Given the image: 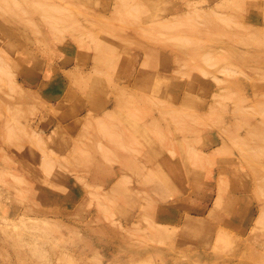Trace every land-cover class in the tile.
I'll list each match as a JSON object with an SVG mask.
<instances>
[{"label":"rangeland","instance_id":"374dc122","mask_svg":"<svg viewBox=\"0 0 264 264\" xmlns=\"http://www.w3.org/2000/svg\"><path fill=\"white\" fill-rule=\"evenodd\" d=\"M34 1L21 18L0 8V264H264V0H141L153 18L138 20L115 14L133 0H51L71 6L62 30ZM188 14L194 43L158 25ZM94 37L116 56L111 81ZM122 92L138 119L106 118ZM163 106L187 109L188 129ZM233 137L263 155L250 162Z\"/></svg>","mask_w":264,"mask_h":264},{"label":"bare ground","instance_id":"6f19581e","mask_svg":"<svg viewBox=\"0 0 264 264\" xmlns=\"http://www.w3.org/2000/svg\"><path fill=\"white\" fill-rule=\"evenodd\" d=\"M127 1V0H126ZM26 0H0V8L2 10L3 13H7L8 15H10L11 17L13 18H21V14L22 13H26V12H30V9L27 8L26 5H24L23 3H25ZM34 7L39 11L41 12V15L43 16V18L48 22V25L52 28H55L57 27L58 29L60 28V30L66 28L67 26H69V22L71 20V18H68V16H71L73 15L71 13V6L69 4H65V5H59V4H56L54 2H52L51 0H35L34 1ZM160 7V6H159ZM158 7V8H159ZM152 8V5L151 4H147L146 2L144 1H138V0H133V1H130V5L129 7L127 8H117V11L115 12V14H119L121 12L124 11V15H127V14H130L132 15L133 17H135L137 20L140 19L141 17H144V19L146 18H153V16L149 15L148 11ZM144 15V16H143ZM203 18H205L206 20H210L212 17L217 19L215 22H224V23H228V22H231V19L228 18V17H223L219 14H210V13H201L200 14ZM219 17V18H217ZM70 19V20H69ZM192 19H195V14L191 15V14H188V15H184L182 17H179V18H175V19H169V20H165V21H162V22H159V26L160 28H163L165 30H168L170 31L169 32V35L173 38H177L179 40H181L182 42H190V43H194L196 42L195 40L198 38L196 35V33L198 32V28L195 27V25H192L190 26V32L193 34L191 36L190 35H186V32L185 31H182L180 30V27L185 23V22H190V20ZM71 23L73 24V26H75L76 24V21L75 22H72ZM65 26V27H64ZM259 30V29H258ZM194 32V33H193ZM264 32V31H263ZM160 33V31L158 32ZM255 35H259V33L261 34L262 33V30L261 31H255L253 32ZM191 36V37H190ZM99 37H104L103 35L102 36H99ZM248 38H251L253 39L254 35L251 34V35H248L247 36ZM94 42H95V47L98 49V53L96 54V59H97V65H96V68L95 70L97 72H103L105 73V77L102 78V80L105 81H111L112 79V74H109V72L111 71V69H113L116 65V56L114 54H112L111 50L105 46H103L99 41L98 39H96L95 37L93 38ZM243 42L246 43V41H249V42H252L248 39H241ZM113 41V39H112ZM114 43H115V40H114ZM118 46V45H116ZM212 58V56H211ZM1 64V63H0ZM120 64V63H119ZM119 67V66H118ZM200 70H202L203 68L202 67H199ZM148 70V73L150 74L149 72V69H143L142 72H140V74H142L143 72H145L147 74V71ZM144 73V74H145ZM197 73V72H196ZM139 74V75H140ZM149 74L147 75H143L142 77L143 78H148L146 76H148ZM137 76V80L139 79H143L142 77L140 76ZM149 79V78H148ZM145 80V79H144ZM140 81V80H139ZM142 81V82H141ZM140 82L136 81L138 84H141V88H144L148 85H144L145 82H143V80H141ZM135 82V84L137 85V83ZM144 83V84H143ZM147 83V82H146ZM152 83V82H151ZM149 84V82H148ZM144 85V87L142 86ZM135 86V85H134ZM139 87V85L137 86ZM150 87L151 84H150ZM122 88V87H121ZM119 87V89H121ZM147 88V87H146ZM150 89V88H149ZM151 90V89H150ZM149 91V90H148ZM160 91V90H159ZM162 93V92H160ZM160 97V96H159ZM166 99V98H165ZM155 103V102H154ZM185 105V104H184ZM128 108V109H126ZM122 111L124 110H127V115L124 114L125 116L129 117L128 115L130 116H133L135 118L138 119L137 115H139V113H144L146 108H144L142 105H140V102L139 100L132 94H126V93H123L122 92V95L119 96V99L117 100L116 102V105H115V109H113L111 112H108L106 113V118H109V119H112V120H115L117 115ZM232 110V109H231ZM161 111L163 113V115L167 116V118L169 119L170 117H174L176 119H178V128L181 129V130H187L188 129V124L186 123L185 121V117L187 115H189V112L187 109L185 108H178V107H174V106H163L161 108ZM195 111V110H194ZM252 111V110H251ZM254 111V110H253ZM255 111L259 112L263 118H264V106L262 104H259L256 106L255 108ZM243 112V116H246L247 115V112L244 111L243 107L240 106L239 104L236 105V108H235V113H238V114H242ZM133 113V115H132ZM213 115H215L216 117H219V114L217 112V110H214L213 111ZM134 117H132L134 119ZM129 117V121H132ZM13 119V118H12ZM11 121H14L12 120ZM167 119V120H168ZM106 120V119H105ZM105 120H101L98 122V126H99V129H101L105 134H107V136H109L112 140H115L118 144H124L122 139L119 137V134L117 132H115V129L113 128V126L115 125L113 122H111L110 124L108 122H106ZM9 121L7 123V125L11 122ZM13 123V122H12ZM162 122H160V120H158L157 118H153L151 120V122L149 123V126L150 128H153V130L156 131V133L160 134L162 133L161 131V124ZM16 125V123H15ZM134 127L137 126V121L136 123L133 124ZM131 125V126H133ZM13 126V125H12ZM12 126H7L6 129L8 128H13ZM138 127V126H137ZM173 127V126H171ZM16 128L17 130L19 129L16 125ZM131 128V127H130ZM145 128H148L145 127V125L142 126V130L145 129ZM137 129V128H136ZM14 130V129H12ZM256 131V127H252L250 128L249 130V133L250 134H254ZM11 129H10V134H11ZM19 132V130H18ZM8 133H9V130H8ZM15 133V131H13V134ZM147 134V132H145ZM8 137L10 136L9 134H7ZM16 135V134H14ZM147 136V135H145ZM14 136H12L13 138ZM264 137V136H263ZM15 138V137H14ZM16 138L18 139V137L16 136ZM148 137H146L147 139ZM145 139V140H146ZM233 143L239 147V149L243 151V155L250 161V162H256L258 160V158L263 155V149L260 145H253L250 143V141L248 140V138H237V137H233ZM260 139H264V138H260ZM148 140V139H147ZM148 142V141H146ZM183 143V148L186 146V143L187 141H181ZM161 145V144H160ZM179 145V144H178ZM189 147H191V150H192V153H194L193 151V146L191 145H188ZM40 149V148H38ZM173 150V149H172ZM188 150V149H187ZM195 150V148H194ZM168 151H170V149H168ZM197 150H195L196 152ZM39 152L41 153V151L39 150ZM173 153L174 155V152H171ZM186 153H188L186 151ZM197 154V153H196ZM194 155V159H196L197 155ZM188 154H186V157H187ZM176 157V156H175ZM191 157V156H189ZM187 157V159L189 158ZM180 158V157H178ZM177 158H175L176 160ZM191 159V158H190ZM199 159V158H197ZM189 160V159H188ZM47 161L49 162H46L48 164H46V167L48 166H51V161L48 159ZM195 162V161H194ZM50 163V164H49ZM181 163V162H180ZM196 163V162H195ZM255 164V163H254ZM53 165V164H52ZM258 165L254 166V167H257ZM54 167V166H53ZM259 167V166H258ZM48 168H51V167H48ZM54 169V168H53ZM263 169V168H262ZM262 171V170H261ZM53 172V171H52ZM254 172V171H253ZM263 174H264V171H262ZM262 177V176H261ZM146 179V178H145ZM262 180V179H260ZM264 180V179H263ZM263 182V181H261ZM260 182V183H261ZM263 184V183H262ZM264 188V187H263ZM260 194H264V189H262L260 191ZM264 196V195H262ZM105 205V204H104ZM105 207V206H104ZM108 208V207H106ZM120 210V207H116ZM117 209V210H118ZM105 210H109V209H105ZM124 213V211H123ZM122 213V214H123ZM264 213V211H263ZM150 218V217H149ZM152 222H154V219L151 218ZM263 246V245H262ZM260 255V258L261 260H264V250L262 252L259 253ZM41 258L44 257V256H40ZM39 257V258H40ZM38 258V259H39ZM260 258H258V262H260ZM27 259V258H26ZM45 259V258H44ZM44 259H41L44 260ZM255 260V259H254ZM256 260V261H257ZM25 262V261H24ZM26 263V262H25ZM35 263V262H34ZM196 263V262H195ZM94 264V263H92ZM231 264V263H229Z\"/></svg>","mask_w":264,"mask_h":264}]
</instances>
